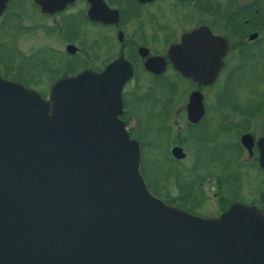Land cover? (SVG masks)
<instances>
[{
	"label": "water",
	"instance_id": "obj_1",
	"mask_svg": "<svg viewBox=\"0 0 264 264\" xmlns=\"http://www.w3.org/2000/svg\"><path fill=\"white\" fill-rule=\"evenodd\" d=\"M33 1L49 13L70 0ZM130 75L117 60L57 80L46 99L0 78V264H264L255 207L202 218L147 190L138 145L118 118ZM197 101L191 93L190 121Z\"/></svg>",
	"mask_w": 264,
	"mask_h": 264
},
{
	"label": "flooded vegetation",
	"instance_id": "obj_2",
	"mask_svg": "<svg viewBox=\"0 0 264 264\" xmlns=\"http://www.w3.org/2000/svg\"><path fill=\"white\" fill-rule=\"evenodd\" d=\"M65 2L59 9L42 13L33 0H6L0 14V33L8 15L18 27L25 14L47 19V34L52 42L61 43L59 50L50 49L55 52L50 54L52 68L48 71L53 75L62 72L51 85L82 71L100 73L112 62L125 61L131 75L121 89L118 118L138 145L140 172L143 164H150L159 169L160 178H175L177 188L178 180L184 181L178 199L186 206L179 209L192 215L197 216L190 210L204 197L203 179L210 178L216 186L212 193L215 212L199 217L216 218L232 204L240 203L255 207L264 218V87L244 90L242 98L248 103L244 112L229 103L222 104V112L216 108V97L223 86L230 87L236 71H252L258 64L264 69V0ZM62 31H69L70 37ZM175 65L192 69L198 76L186 78ZM210 76L212 79L206 80ZM177 82L180 99L174 101L171 94ZM217 87H222L221 91H216ZM195 92L202 110L190 121L186 108L190 94ZM216 120L218 126L209 132V124ZM220 151L224 155L223 175L227 177L229 172L232 151L241 178H254L250 200L229 199L219 183V173L198 169L201 163L208 168L219 163ZM159 190L166 193L164 187ZM194 196L200 198L195 204Z\"/></svg>",
	"mask_w": 264,
	"mask_h": 264
},
{
	"label": "rangeland",
	"instance_id": "obj_3",
	"mask_svg": "<svg viewBox=\"0 0 264 264\" xmlns=\"http://www.w3.org/2000/svg\"><path fill=\"white\" fill-rule=\"evenodd\" d=\"M18 21L20 27L17 26L16 20H13L8 15L6 26L3 32L0 33V78L31 88L37 91L43 98H46L51 81L62 74L61 71H57V74L53 75L52 72L48 71L52 68L50 54L59 50L61 43L59 41L52 42V37L47 34V19L30 17L29 14H25ZM62 33L67 37H70L71 34L69 31H62ZM52 46L55 48V51L50 50ZM257 66L258 68L252 71L243 70V72H235L230 87L223 86L221 95L218 98L216 97V103L218 102V107H221H216L217 111L222 112L224 110L222 104L226 103L231 104V106L235 105V108L239 109V112L246 110L245 107L248 103L242 98L245 94L244 92L246 90L255 91L264 87V72L262 71L264 69H261L259 64ZM78 67H74L73 70L78 69ZM181 83L179 85H182ZM176 85L171 97H173L174 101H179L180 91L178 82ZM145 88L142 87L140 89L145 90ZM221 89L222 87H217L216 91H221ZM163 94L166 95L167 92H163ZM249 104L253 105L254 102L250 101ZM138 108V106H135L134 110L138 111ZM209 125L208 131L210 132L214 126H218L217 120L215 123ZM219 141L221 143L223 137ZM207 146H210V144L206 143ZM211 150L213 149L211 148ZM220 153L219 163L213 165L211 168L205 167V164L201 163L200 165L198 164L201 166H198V169L205 173L209 172L208 170L210 169L215 171L216 174L219 173L218 176L222 177L218 178L220 179L219 183L226 197L229 199L250 200L255 187L254 178H241L242 173L240 176V168L236 166L237 162L233 160L232 151H230L229 172L227 177L223 175L222 173L225 170L223 169L224 166L222 167L221 165H223L224 155L222 151ZM203 158L207 159L208 156L204 155ZM203 166L205 168H202ZM141 169L140 173L151 194L164 202L167 201L174 207L181 208L182 206H186V204L178 199V194L182 191L180 187L185 184L184 181L178 180V189L175 178H160L158 168L150 164H143V168ZM208 179L209 181L206 182ZM203 180L201 188V193L204 196L203 200L190 210V212L197 214V216H208L215 212V200L212 198V193L215 192L216 186L210 178H204ZM160 187H164V190H166L165 194L161 193ZM219 195L221 193H216V196ZM192 200L195 204L198 200L200 201V198L199 196H194Z\"/></svg>",
	"mask_w": 264,
	"mask_h": 264
},
{
	"label": "trees",
	"instance_id": "obj_4",
	"mask_svg": "<svg viewBox=\"0 0 264 264\" xmlns=\"http://www.w3.org/2000/svg\"><path fill=\"white\" fill-rule=\"evenodd\" d=\"M167 202V201H166Z\"/></svg>",
	"mask_w": 264,
	"mask_h": 264
}]
</instances>
